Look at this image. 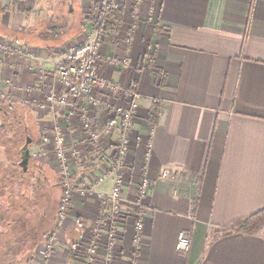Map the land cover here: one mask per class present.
Returning <instances> with one entry per match:
<instances>
[{
  "label": "crops",
  "instance_id": "0c3cea01",
  "mask_svg": "<svg viewBox=\"0 0 264 264\" xmlns=\"http://www.w3.org/2000/svg\"><path fill=\"white\" fill-rule=\"evenodd\" d=\"M123 1L118 44L108 45L106 53L108 57L128 56L133 74L105 61L102 70L108 80L133 88L140 108L130 136V184L122 195L124 208L133 215L119 226L128 234L115 264H264V229L257 234L237 231L264 209V0ZM27 2L15 0V8L0 7V32L29 30L27 39L33 44L6 39L10 34L0 37L35 49L36 66L47 74L55 68L52 50L72 41L64 40L69 27L62 21L61 10L67 8L72 16L73 8L77 12L80 5L76 0ZM2 62L0 86L7 83V91L18 102L35 100L33 109H27L38 124L37 146H45L39 141L44 128L57 125L70 139L75 136L81 142L86 138L78 112L69 107L46 110L38 89L27 96L18 92V85L22 90L33 85L48 93H63L61 83L38 82L27 65L12 55ZM139 68L143 73L137 74ZM153 101L161 109L158 123L151 127L147 119ZM69 103H74L71 96ZM90 119L105 140L102 152L90 157L94 168L80 176L88 189L108 167L103 153L111 155L120 135L118 122L108 121L107 111L93 113ZM109 122L115 128L111 140L106 133ZM78 135L82 137L76 139ZM144 171L149 182L143 211L145 233L142 249L134 252L130 235L138 211L133 207ZM113 186L110 176L96 188L110 195ZM97 195L75 193L67 230L61 233L63 240L53 257L42 262L40 242H35L23 263L84 264L83 244L77 257L70 251L81 239L93 236L91 227L101 206ZM54 219L44 237L56 228ZM48 220L42 222L48 224ZM182 233L191 238L187 253L177 248Z\"/></svg>",
  "mask_w": 264,
  "mask_h": 264
},
{
  "label": "rangeland",
  "instance_id": "374dc122",
  "mask_svg": "<svg viewBox=\"0 0 264 264\" xmlns=\"http://www.w3.org/2000/svg\"><path fill=\"white\" fill-rule=\"evenodd\" d=\"M30 3L32 0H27ZM79 2L80 9L79 11L75 12V8H73V14L72 16L68 13L67 8H63L62 11V21H65L67 23V26L69 29L65 33L64 40L65 42H69L68 45H66L63 48H57L52 50V57L54 59V66H56L60 63L62 66H68L64 65V62L67 60L66 56L68 57V54L70 53L71 50L75 51L76 48L82 46L87 42L88 38L91 36L92 31L94 30V27L96 28L98 25V21L100 20V3L99 0H76ZM123 0H118V4L116 9L119 6V3ZM137 3L140 0H136ZM142 1V0H141ZM15 0H0V7H4L6 5H10V8H15ZM96 9V10H95ZM3 11V9H2ZM95 11V12H94ZM108 11V10H107ZM106 12V11H105ZM105 12H104V17H105ZM28 13H26L27 15ZM95 15V20H92V17ZM124 24V22H123ZM123 26V25H122ZM121 26V28H122ZM121 30V29H120ZM29 30L25 31H20L16 33H5L4 31L1 30L0 34L3 36V38L6 36V34L9 37L6 39H11V40H17V42L25 43V44H33L32 41L28 40L29 38ZM31 33V32H30ZM15 34V35H14ZM0 35V36H1ZM1 36V37H2ZM132 35H130V38ZM104 38V36H103ZM1 41V40H0ZM6 41V46H10L11 49H15V47H22L26 48L28 53L30 54L29 57L26 56H17L14 55V57L19 58L20 61L24 62L27 65L28 70L34 75V77L39 81L42 82V84H45L46 82L52 80L51 75H53V71H48L46 74V71L43 69H40L39 71L36 66L37 62V54L35 49L25 47V46H19L16 45V43L12 41ZM108 45L105 42L104 38V45L101 49V52L98 57V69H99V75L102 77L104 76L103 70H102V63L105 61L109 63L111 66H115L119 68L116 64L112 63L115 59H120V57L114 56V57H108L106 53ZM4 48H1L0 50V70L1 68H4L5 65L2 62L7 55L4 54ZM27 54V55H29ZM65 55V56H63ZM66 59H65V58ZM69 58V57H68ZM125 60H127V65L126 66H121L119 69L125 68L128 70V72H132L131 75L133 74V71L130 67V60L128 56H123ZM59 62V63H58ZM140 70V72H139ZM135 73V72H134ZM143 73V69L139 68L137 70V74ZM11 80H15L14 75L11 74L10 76ZM108 80V79H107ZM110 82L114 83L113 81L109 80ZM14 84V82H13ZM119 86L118 83H115ZM135 84V81H134ZM16 85H13V88ZM18 92L21 94H24L25 96L31 95L33 92L36 93L35 90L37 91L41 97L45 98L46 102V110L54 111L56 108H60L62 110L67 109L69 107L70 111H76L81 115V122L84 125L85 128V134H87L86 138H84L81 142L80 140L76 141L75 136L69 137L66 136L65 132L63 129L60 127V125L54 126L53 129L49 128H44L46 131L39 137V141L43 142L45 146H37L35 143H32L29 146V151L30 155L32 158V165L27 162V168L26 171H24V175L27 176H34L33 180L29 181H24V186L27 187L29 185V189H27V192L25 193V199L21 200L17 195L15 198L12 200L13 206H18L22 205L24 208L17 207V211L12 209V206H10V201L11 199L9 198L7 190H5V182L7 176H10L11 172V164L10 162L13 161V157L15 154H17V162L21 159L20 158V149L22 148V143H18L20 140V135H23V130L18 129L16 132L17 128V121L15 118L19 116L22 119H25V116L27 115L28 109H33L32 106H35V100H28V99H20L18 102V99L16 97H13L10 92L7 91L9 88V85L4 84L3 86H0V264H25L23 263L24 260H27L29 255H31V251L33 252L34 244L33 241H31L30 238H24L21 232L24 230L25 224H29L32 226H40V232L43 233L49 226L52 224V221L55 220L56 218V228L49 232L45 238L42 240V242L39 243V247H43L44 243L48 242L49 236L50 235H55L57 237V243L63 240V234L64 230H67L68 223L63 229L57 228V222H58V215H59V210H60V204H61V199L64 195H70V201L72 202L73 195L75 193L83 195L89 192H98L99 196H110V195H105L102 192L97 190L98 184H100L102 181H99L100 178H104L105 176L110 177V176H115L114 172L116 171V164H117V157L114 152H111V155L109 156L108 152H104L106 156L103 158V160L106 158L105 162L107 164V168L105 169V172L102 173L101 175L97 176L94 181L92 182L91 189H88L81 181V174L84 173L83 171L89 170L90 168H94L93 160L90 158L94 154H99V152H102V145L104 143V136L96 129L97 124H95V121H92L90 119L91 114H99L102 110L107 111L109 115V120L112 121L115 120L114 116V110L119 107L120 105L123 104V101L120 100L117 96L118 93L111 90H108L106 88L100 89V88H94L92 89V92L90 93V97L84 98L79 101H74V103H69V98H68V104L66 105H59L57 103H52L48 101V98L50 95L55 94L59 95L60 92H47V90H43V87H37L33 85H28L24 90L18 85ZM125 88V87H123ZM131 93L134 92L133 88L128 89ZM107 92V93H106ZM109 93V94H108ZM135 93V92H134ZM90 98L94 99L95 104L90 101ZM125 99H129V96H125ZM127 102V101H125ZM139 104V103H138ZM11 105L14 107L13 110H8V108ZM71 105V108H70ZM6 107L5 111H8V116L9 120H4L5 116L4 113L5 111L2 108ZM28 108V109H27ZM4 111V112H3ZM139 112V111H138ZM87 113L89 115V126L87 125V122L83 121V114ZM18 119V118H17ZM30 127L33 128V130L36 131L37 137L39 134V130H37V122L30 121ZM112 122L107 124L106 128V133L107 136L111 138L113 137L114 134V127L111 126ZM2 126L5 128L2 131ZM60 130H57V129ZM89 129V130H88ZM43 132V130H42ZM49 132V133H48ZM16 135L18 138L15 142L10 141V138L13 135ZM29 136H33L32 133ZM36 137V138H37ZM82 135L76 136V139L81 138ZM16 138V137H15ZM34 139V137H33ZM62 139V143L58 144V141ZM7 140V141H6ZM37 140V139H35ZM109 140V141H110ZM118 140V139H117ZM114 142V149L116 147V142ZM82 144V145H81ZM94 148L92 149V153L88 151V148ZM113 149V150H114ZM55 157V158H52ZM100 157V156H99ZM15 158V157H14ZM55 161V162H54ZM50 162V163H49ZM127 165L128 164V159H127ZM75 167L76 170L72 167ZM129 169H131L129 167ZM28 170V171H27ZM22 173V172H21ZM20 173V175H21ZM18 176L21 178V176ZM62 176V177H61ZM71 178V179H70ZM142 178V176H141ZM106 179V178H105ZM104 179V180H105ZM124 186H123V195L125 194L127 187L130 184V176L128 177L127 174L124 176ZM103 180V181H104ZM142 181V179L139 180L137 186L139 188V184ZM29 183V184H28ZM23 186V185H22ZM138 188H137V194H138ZM67 189V190H66ZM68 190L70 193H68ZM3 197L5 199H3ZM5 200V201H4ZM69 204V212H70V205ZM102 204L100 207L101 211ZM21 209V210H20ZM134 211V210H133ZM23 217V221H18L17 218ZM49 217V222L48 224L41 225L42 221H46L47 218ZM109 216L107 215H100L98 216V220H95L92 224L91 231L93 232V236L88 239L89 242H86V245H90V241H97L98 248L96 253L93 255L90 253V250H88L87 246H84L83 248L86 247L84 252V255L86 257V261H90V259L97 258V263L101 264L104 263L106 255L111 256L113 263L115 264L114 261H116L117 258H120V254L122 252V247H124L126 244H124V241L126 239L127 232H125L123 229H121L119 226L124 225L123 221H128V218L130 217L129 215H124L121 214L116 217V229H121L117 230L118 232L114 235L115 237H111L112 231H111V221L108 219ZM124 217V218H123ZM69 218V216H68ZM134 218V223L133 229H135V219L136 217L133 216ZM101 220L100 222H98ZM69 221V220H68ZM264 229V228H263ZM262 229V230H263ZM260 230V231H262ZM259 231V232H260ZM27 232V231H23ZM62 235V236H61ZM96 235H99L96 240ZM74 240V236H72ZM24 239V241H22ZM27 240V241H26ZM80 240V239H79ZM86 241V240H85ZM79 244V241L72 245L71 248V253L74 257H77V252L75 245ZM82 247V246H81ZM132 248V246H130ZM103 250V253L101 251ZM100 254H102L101 258H99ZM42 262H46L41 259Z\"/></svg>",
  "mask_w": 264,
  "mask_h": 264
},
{
  "label": "built area",
  "instance_id": "2783aa9c",
  "mask_svg": "<svg viewBox=\"0 0 264 264\" xmlns=\"http://www.w3.org/2000/svg\"><path fill=\"white\" fill-rule=\"evenodd\" d=\"M141 1V0H140ZM140 1L138 3H140ZM100 3V20L98 21V25L92 31L91 36L88 38L87 42L84 45L76 48L75 51L71 50L68 54V57H72L81 51L80 56L77 59V62L73 65L62 66L59 64L56 66L53 75L51 78L53 81H58L61 83L63 88V93L59 95L52 94L49 96L48 101L52 103H57L59 105L68 104V98L71 96L74 101H79L84 98L90 97V93L94 88L100 89H108L113 90L118 93V98L123 101V104L117 107L114 110V118L118 122L119 128V138L118 142H116V147L113 150L114 154L118 159L116 164V171L114 172V186L112 193L108 197L99 196V200L102 204L100 215L109 216L108 219L111 221V237H115L114 235L118 232L116 229V217L123 214L125 215H133L132 211L130 212L127 208H124L125 202L123 200V186H124V176L125 174L130 176L129 165H127L128 152L130 149V136L132 132L133 122L136 120L139 104L137 100V93L134 90L131 93L128 88H123L115 83L107 80L106 77H102L99 75L98 69V57L101 52V49L104 45L103 34L100 32L99 27L103 23L104 20V12L107 10H114L117 7L118 0H99ZM0 50L4 48L5 55H17V56H26L29 57L30 54L26 50V48L15 47V49H11L10 46H6V41L4 39H0ZM29 54V55H27ZM65 56V55H63ZM66 56V58L68 59ZM65 58V57H64ZM65 58V59H66ZM112 63L116 64L119 68L127 65V60L124 58L115 59ZM115 67V66H113ZM117 68V67H116ZM129 96V99H125V96ZM90 101L95 104L94 99L90 98ZM127 101V102H125ZM83 121L87 122L89 126V115L87 113L83 114ZM57 130H60L59 128ZM63 141L60 139L58 144H61ZM104 178H100L99 181H103ZM142 181L140 182V186L138 188L137 201L134 204L133 210L138 211L134 216L136 217L135 229H133V234L131 236V245L134 252H138L142 249L144 233H145V224H144V215L143 211L146 206V201L149 194V182L147 179V175L145 171L142 174ZM67 190V189H66ZM68 193L70 191L68 190ZM69 204H70V195H64L61 199L60 210L58 215L57 228L63 229L68 223L69 216ZM101 207V206H100ZM123 217V218H124ZM99 220L98 222H100ZM123 224H126V221H123ZM128 234V233H127ZM99 235H96V240ZM80 243L75 245V250L77 254H80L82 249H80V245L84 244L87 246L88 250H90L91 254H95L98 248L97 241H90V245H86L85 240H80ZM57 237L55 235H50L48 242L44 243L43 247H39L38 254L40 259L44 261H48L54 255L56 250ZM191 247V238L189 234L182 233L180 235V239L177 245L179 251L187 253L189 252ZM86 248V247H84ZM86 249H83L85 251ZM97 258L90 259V261H86L84 264H98ZM115 262V261H114ZM113 260L111 256L106 255L104 263L101 264H112Z\"/></svg>",
  "mask_w": 264,
  "mask_h": 264
},
{
  "label": "trees",
  "instance_id": "16d2710c",
  "mask_svg": "<svg viewBox=\"0 0 264 264\" xmlns=\"http://www.w3.org/2000/svg\"><path fill=\"white\" fill-rule=\"evenodd\" d=\"M96 10V9H95ZM95 12V11H94ZM105 17L103 20V23L101 24V26L99 27L100 32L103 34L104 38H105V42L107 45L109 46H116L118 44V35L121 29V26L123 25L124 22V14H125V2L121 1L119 3V6L117 9L114 10H108L105 12ZM95 15L92 17V20H95ZM81 51H78V53H76V55L69 57L65 62L64 65H73L77 62L78 57L80 56ZM9 106V105H7ZM8 108L14 109L13 106H9ZM160 104L156 101H153L151 109L148 112V123L151 127H154L160 118ZM29 113V112H28ZM18 131V128L16 130V132ZM17 135V134H16ZM15 134L10 138V141H16L17 140V136ZM16 137V138H15ZM23 137L22 135H20V140H18L20 143ZM14 157H13V161L10 162L11 164V172H10V176H7V180L5 182V190H7L9 198L11 199L10 206H12V209L17 211L18 209H16L17 207L20 208H24V206L20 205H16L13 206L12 204V200L13 198H15V196L17 195V197H19V199L23 200L25 199V193L27 192V189H29V185L27 187L24 186V181H32L34 176H27L24 175V168L20 167L18 165L17 162V154L14 153ZM22 172V173H21ZM21 173V175H20ZM21 176L18 177V176ZM28 183V184H29ZM23 185V186H22ZM3 199H5L3 197ZM5 201V200H4ZM21 210V209H20ZM19 211V210H18ZM49 219L50 216L45 217V219ZM18 221H23V217H19L17 218ZM49 222V220H48ZM42 225H45V222L41 223ZM24 230H22V234L24 238H30L31 241L34 239L33 244H35V242L39 243L41 242L45 237H44V232L41 233L40 232V226H32L29 224H25L24 223ZM264 228V209L260 212H258L257 214L249 217L248 219H246L237 229L238 232L241 233H245V234H257L260 230H262ZM23 231H27L26 233ZM47 235V234H46ZM22 241H24V239H22ZM27 241V240H26Z\"/></svg>",
  "mask_w": 264,
  "mask_h": 264
},
{
  "label": "flooded vegetation",
  "instance_id": "af4514ba",
  "mask_svg": "<svg viewBox=\"0 0 264 264\" xmlns=\"http://www.w3.org/2000/svg\"><path fill=\"white\" fill-rule=\"evenodd\" d=\"M0 39H2V38L0 37ZM9 106H11V105H9ZM2 109L5 111L6 107L5 108L3 107ZM8 110H13V109L10 108ZM4 116H5L4 120H9L10 119L9 116H8V111H5ZM17 118H15L17 123H18L16 128L18 127V129H20V130L22 129L23 130V135H22L23 138L21 139L22 141L20 142V143H22V148L20 149V158L21 159L18 161V165L20 167H23L24 171H26V168H27L26 161L29 164L32 165V158H31V156L27 157L26 156L27 154H25V152H26V150H29V146L32 143H35V139H36L37 134H36V131L33 130V128L30 127V124H31L30 121H33V119L31 118V116H30V114L28 112H27V115L25 116V119H22L21 117L19 118V116ZM4 128L5 127L2 126V131H3ZM3 132H5V131H3ZM31 133L33 135L32 137L29 136ZM33 137H34V139H33ZM26 157L28 158V160H27ZM28 168H29V166H28Z\"/></svg>",
  "mask_w": 264,
  "mask_h": 264
},
{
  "label": "water",
  "instance_id": "95a60500",
  "mask_svg": "<svg viewBox=\"0 0 264 264\" xmlns=\"http://www.w3.org/2000/svg\"><path fill=\"white\" fill-rule=\"evenodd\" d=\"M25 154H27V155H26L27 157H30V156H31L29 150H26ZM27 157H26V158H27ZM27 160H28V158H27ZM26 163H27V161H26Z\"/></svg>",
  "mask_w": 264,
  "mask_h": 264
},
{
  "label": "bare ground",
  "instance_id": "6f19581e",
  "mask_svg": "<svg viewBox=\"0 0 264 264\" xmlns=\"http://www.w3.org/2000/svg\"><path fill=\"white\" fill-rule=\"evenodd\" d=\"M62 177V176H61ZM71 179V178H70ZM71 202V201H70ZM82 246V245H81Z\"/></svg>",
  "mask_w": 264,
  "mask_h": 264
}]
</instances>
